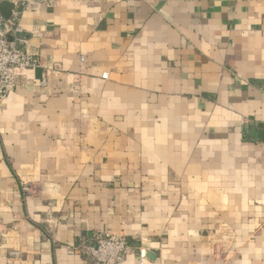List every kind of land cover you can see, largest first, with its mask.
<instances>
[{
  "label": "crops",
  "instance_id": "obj_1",
  "mask_svg": "<svg viewBox=\"0 0 264 264\" xmlns=\"http://www.w3.org/2000/svg\"><path fill=\"white\" fill-rule=\"evenodd\" d=\"M9 1L39 66L0 103V264L99 231L119 264H264V0Z\"/></svg>",
  "mask_w": 264,
  "mask_h": 264
},
{
  "label": "built area",
  "instance_id": "obj_2",
  "mask_svg": "<svg viewBox=\"0 0 264 264\" xmlns=\"http://www.w3.org/2000/svg\"><path fill=\"white\" fill-rule=\"evenodd\" d=\"M58 0H18L24 6L49 7ZM16 12L9 20L0 13V103L20 83L17 69L39 66L37 51L29 48L26 38L21 36V27ZM44 78L41 79V84ZM136 247L125 236L108 231L96 232L91 240H84L69 249L71 254H81L86 264H119L135 251ZM139 255H145L138 248Z\"/></svg>",
  "mask_w": 264,
  "mask_h": 264
},
{
  "label": "water",
  "instance_id": "obj_3",
  "mask_svg": "<svg viewBox=\"0 0 264 264\" xmlns=\"http://www.w3.org/2000/svg\"><path fill=\"white\" fill-rule=\"evenodd\" d=\"M15 9L13 2L9 0H0V13L5 20H9ZM258 138L264 139V129H259L254 133Z\"/></svg>",
  "mask_w": 264,
  "mask_h": 264
}]
</instances>
